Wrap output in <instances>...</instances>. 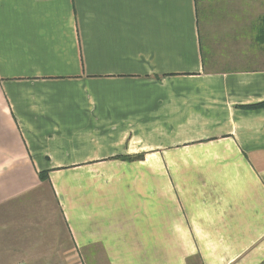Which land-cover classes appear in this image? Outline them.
Here are the masks:
<instances>
[{
	"label": "crops",
	"instance_id": "0c3cea01",
	"mask_svg": "<svg viewBox=\"0 0 264 264\" xmlns=\"http://www.w3.org/2000/svg\"><path fill=\"white\" fill-rule=\"evenodd\" d=\"M262 102L264 0H0V264H264Z\"/></svg>",
	"mask_w": 264,
	"mask_h": 264
},
{
	"label": "trees",
	"instance_id": "16d2710c",
	"mask_svg": "<svg viewBox=\"0 0 264 264\" xmlns=\"http://www.w3.org/2000/svg\"><path fill=\"white\" fill-rule=\"evenodd\" d=\"M259 105H263L264 106V102L260 103ZM40 177L41 179H45L47 177V172L43 171L40 173Z\"/></svg>",
	"mask_w": 264,
	"mask_h": 264
}]
</instances>
